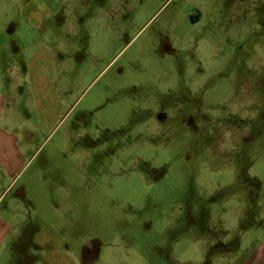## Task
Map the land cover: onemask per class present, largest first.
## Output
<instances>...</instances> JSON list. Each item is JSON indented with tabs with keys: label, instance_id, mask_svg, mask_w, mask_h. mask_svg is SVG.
Instances as JSON below:
<instances>
[{
	"label": "rangeland",
	"instance_id": "374dc122",
	"mask_svg": "<svg viewBox=\"0 0 264 264\" xmlns=\"http://www.w3.org/2000/svg\"><path fill=\"white\" fill-rule=\"evenodd\" d=\"M0 146V264L251 260L264 0H0Z\"/></svg>",
	"mask_w": 264,
	"mask_h": 264
},
{
	"label": "crops",
	"instance_id": "0c3cea01",
	"mask_svg": "<svg viewBox=\"0 0 264 264\" xmlns=\"http://www.w3.org/2000/svg\"><path fill=\"white\" fill-rule=\"evenodd\" d=\"M20 6H21V3H20ZM5 151L4 147L0 146V169L1 167H6L7 168V161L2 157L3 156V152ZM10 163V162H9ZM2 226H11L10 224H6V222H2L1 223ZM42 226H46L45 223L42 224ZM243 246V245H242ZM241 246H236V251H237V254H240V256L244 253H243V247ZM257 249H255L254 251V255H253V258L250 260L249 258L247 259H244L243 261H239L237 264H264V246L262 244H259V246L257 245L256 246ZM235 264V261H232L230 262V259L225 262V264Z\"/></svg>",
	"mask_w": 264,
	"mask_h": 264
},
{
	"label": "flooded vegetation",
	"instance_id": "af4514ba",
	"mask_svg": "<svg viewBox=\"0 0 264 264\" xmlns=\"http://www.w3.org/2000/svg\"><path fill=\"white\" fill-rule=\"evenodd\" d=\"M190 18H191L192 20H195V19H194V18H195L194 16H190Z\"/></svg>",
	"mask_w": 264,
	"mask_h": 264
}]
</instances>
